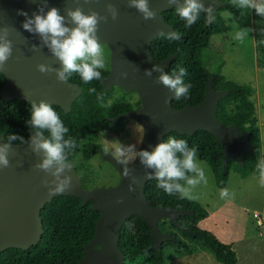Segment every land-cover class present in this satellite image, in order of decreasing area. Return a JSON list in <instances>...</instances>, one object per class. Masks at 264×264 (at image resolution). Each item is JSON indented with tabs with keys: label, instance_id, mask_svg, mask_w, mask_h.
Instances as JSON below:
<instances>
[{
	"label": "water",
	"instance_id": "1",
	"mask_svg": "<svg viewBox=\"0 0 264 264\" xmlns=\"http://www.w3.org/2000/svg\"><path fill=\"white\" fill-rule=\"evenodd\" d=\"M107 3H112L118 9V17L113 21L109 16L107 22H101L98 27L99 42L106 44L110 51V66L101 79L102 88L108 91L117 85L126 92L135 90L140 99V106L110 116L109 120L116 124L122 119L131 118L142 126L143 133L137 151L153 150L171 131L191 135L196 130H206L221 145L222 165L229 160L243 165L245 153L253 148L248 141L249 132L240 130L235 123L225 124L218 119L215 110L217 102L228 94V90L213 87V73L205 84L202 101L186 103L179 108L172 105L174 92L156 82L159 73L154 72L151 77L144 75V71L151 69L154 64L166 70L168 63L176 57V54H171L156 59L150 52L155 37L162 33H176L161 13L175 8V5H169L167 0H149V6L157 11L155 20H144L142 14L129 7L128 0H48V8L56 7L62 15H66V9L77 7L86 14L93 10L105 15ZM204 3L206 7L210 3L213 6L211 17L204 14L205 25L214 20L217 9L228 5L224 0H204ZM38 5L39 0H0V27L11 29L9 39L13 42L12 56L0 68L5 77L0 96L6 101L19 99L29 103L35 101L37 104L44 100L60 106L68 113L73 101L82 92V87L70 79L58 81L54 73L43 74L38 71L37 65L41 63L56 68L61 65L49 49L42 46L39 35L23 29L25 17L17 14L18 10H24L31 16L38 10ZM33 46L37 49L33 50ZM122 73H127V77L123 78ZM33 134L30 131L26 141ZM3 142H7V139L1 134L0 143ZM98 152L118 171L120 180L117 184L86 188L82 186L81 177L74 166L70 173L73 186L63 193L49 195L41 181L51 177L34 168L41 158L32 152L28 144L13 143L9 155L10 166L0 168V251L8 247L28 249L36 244L43 233L40 211L53 196L60 194L77 196L82 199L83 205L90 202V209L100 213L95 222V235L85 244L83 257L78 264H124V252L119 247V231L125 219L132 214L140 216L147 223L156 250L164 241L177 240L172 232L161 230V219H167L175 227L187 230L179 224L178 218L183 214L192 215L193 210L155 206L145 196L144 185L149 179L145 177L139 157L127 165L131 175L139 181L134 186L135 190L129 191L131 181L123 173L125 166L110 151L99 147ZM69 161L74 165L73 160ZM120 200L123 203H117Z\"/></svg>",
	"mask_w": 264,
	"mask_h": 264
},
{
	"label": "trees",
	"instance_id": "2",
	"mask_svg": "<svg viewBox=\"0 0 264 264\" xmlns=\"http://www.w3.org/2000/svg\"><path fill=\"white\" fill-rule=\"evenodd\" d=\"M224 1H227L228 5L217 9L214 12V20L207 25H205L203 13L195 24L186 27V21L179 17L174 7L163 10L161 13L165 21L173 26L178 36L172 39L169 35L160 34L152 40L150 45V52L156 59L176 54V57L168 63L166 71L171 73L179 68L186 70V75L183 77L184 83L190 84L191 88L187 96L180 99H176L175 96L172 98L174 107L179 108L186 103L201 102L205 84L213 73V87L228 90V94L217 102L215 110L218 119L225 124L235 123L240 130L249 132L248 141L253 148L245 153L243 165H238L234 160H229L222 165L221 145L216 137L206 130L199 129L191 135L171 131L164 136L163 142L168 136H172L187 140L189 147L195 146L198 159L208 164L218 188H225L231 171L241 176L251 173L260 175L257 165L260 161H264L260 128L253 100L255 88L251 84L239 83L223 75L221 67L225 63L226 39L224 36L218 42L212 41L213 36L224 35L230 29L221 15L222 10L228 9L235 15H240L244 10L233 5L232 0ZM256 46L258 62L264 67V33L256 40ZM100 71L103 77L108 72V68ZM4 78L0 72V88ZM68 79L78 83L82 87V92L73 101L68 113H65L58 105L52 104V106L69 129L65 138H72L77 143L69 159L74 162L79 157L89 160L98 153L100 144L92 138L86 139L81 144V135L86 132L95 134L107 128L112 124L109 116L138 106L140 99L137 97L130 100L127 94L117 87L118 93L108 102L113 89L104 91L101 79L86 84L78 73H71ZM90 88H95L96 91L90 92ZM98 96L102 97V100L97 99ZM30 118L31 103L19 99L6 101L0 96V135L3 134L7 139L9 135L15 134L26 140L30 131H33L28 126ZM48 135L49 133L45 132V136ZM13 143H21V141L16 140ZM75 168L82 175V185L89 188L88 186L92 183H86L83 173L76 165ZM157 185L156 179H149L144 185L145 196L152 205L193 210L192 215L183 214L178 218L179 224L188 231L175 227L167 219L159 222L160 228L168 223L183 236L202 240L213 250L217 261L223 264L237 262L236 252L231 244L222 241L216 234L198 225L208 216V211L201 202L180 199L178 195L169 196ZM89 206L90 202L83 205L82 199L74 195L53 196L40 211L43 223L40 240L28 249L8 247L0 251V264H78L83 257L85 244L95 235V222L100 215L99 211H94ZM173 234L176 241H164L156 250L147 223L136 214L130 215L119 231V247L124 252V264L134 263L139 258H144L150 264H164V251L167 246H171L176 251L188 250V244L175 233Z\"/></svg>",
	"mask_w": 264,
	"mask_h": 264
},
{
	"label": "clouds",
	"instance_id": "3",
	"mask_svg": "<svg viewBox=\"0 0 264 264\" xmlns=\"http://www.w3.org/2000/svg\"><path fill=\"white\" fill-rule=\"evenodd\" d=\"M167 3L176 6L179 17L186 21V27L195 24L202 13L209 17L213 14L212 4L206 7L204 0H183L182 3L181 0H167ZM232 3L241 10L254 9L258 16L264 17V0H232ZM128 4L142 14L144 20L156 19L157 11L149 6V0H128ZM46 8H48V0H39L38 10L31 16L24 10L17 12L18 15L25 17L22 23L23 29L39 35L42 46L47 47L61 65L56 68L41 63L37 65L38 71L43 74L54 73L56 79L61 82L67 81L71 73H78L86 84L102 79L100 70L106 68L107 61L97 35L98 27L101 22H107L109 16L115 21L118 17V9L112 3H107L105 15L93 10H89L86 14L80 7L66 9V15H62L56 7L45 11ZM250 31L251 29L241 28L236 32L235 38L242 42ZM10 33V28L0 27V68L7 63L13 53ZM169 36L172 39L177 38L174 32ZM36 49L37 47L33 46V50ZM154 72L160 74L156 82L162 83L174 92L176 99L188 95L191 85L184 83L185 69L181 68L179 72L173 70L169 73L158 64H154L151 69L144 71V75L151 77ZM122 77L126 78L127 73H122ZM89 91L96 90L90 88ZM97 99L102 100V97L98 96ZM28 126L34 133L29 140L26 141L22 136L12 134L7 137V142L0 143V168L10 166L9 155L13 142L20 140L22 144H28L32 152L41 158L34 168L51 177L41 181L49 195L70 189L73 186V177L70 173L74 165L69 161V155L75 150L77 143L72 138H65L69 129L64 125L60 115L52 104L44 100H40L38 104L32 101ZM45 132L49 135L45 136ZM118 145L115 155L118 162L125 166L124 175L130 178L129 191H134V186L139 182L131 175L127 166L136 157H139L145 169V177L156 179L157 187L169 196L178 195L180 199L196 200L198 196L195 194V189L202 183L208 182L205 169L198 160L197 148L189 147L185 139L168 136L165 142L157 144L151 151H137L135 145L125 146L119 143ZM257 168L264 182V161H260ZM148 169L152 171H147ZM230 195L234 194L230 193L228 188L220 190L222 199Z\"/></svg>",
	"mask_w": 264,
	"mask_h": 264
},
{
	"label": "rangeland",
	"instance_id": "4",
	"mask_svg": "<svg viewBox=\"0 0 264 264\" xmlns=\"http://www.w3.org/2000/svg\"><path fill=\"white\" fill-rule=\"evenodd\" d=\"M221 15L225 23L230 26L224 35L212 37L213 42L220 41L224 36L226 39L225 63L221 67V71L227 79L251 84L255 88L253 100L260 128L262 152L264 153V67L258 62L256 46V40L264 33V17L258 16L254 9H244L240 15H235L230 10L224 9L221 11ZM241 28L251 29L250 35L248 34L242 42L235 38L236 32ZM102 46L107 61L106 67H108L110 51L106 44L102 43ZM117 87L119 86L114 85L110 88L113 91L110 93L108 102L118 93ZM124 92L130 100L139 98L135 90ZM142 133L143 129L140 124L131 118H125L116 124L112 122L107 128L95 134L90 132L82 134L81 144L86 139L92 138L100 144V148L115 155L118 143L125 146L135 145L137 149ZM199 161L205 169L208 182L199 185L195 189V194L198 196L196 200L206 207L208 216L198 225L210 230L222 241L232 244L234 248L232 249L237 256L235 264H264V182H262L261 176L254 173L241 176L237 172L231 171L225 188H228L234 195L222 199L220 190L223 188H218L215 185L208 164L202 160ZM75 165L83 173L84 181L92 183L88 186L89 188L115 185L120 180L118 171L99 152L89 160L79 157L74 162ZM76 172L80 177L82 176L77 170ZM259 219L262 224L258 223ZM160 221L162 222L163 219ZM161 229L164 232L175 233L188 244V250L180 251L167 246L164 251V264H223L217 261L213 250L202 240L185 237L168 223ZM127 264L150 263L144 258H139L136 262Z\"/></svg>",
	"mask_w": 264,
	"mask_h": 264
},
{
	"label": "flooded vegetation",
	"instance_id": "5",
	"mask_svg": "<svg viewBox=\"0 0 264 264\" xmlns=\"http://www.w3.org/2000/svg\"><path fill=\"white\" fill-rule=\"evenodd\" d=\"M109 66H110V64L108 65V70H109ZM138 106H140V104L138 105ZM138 106H134V107H132V108H136V107H138ZM132 108H130V109H132ZM110 117V116H109Z\"/></svg>",
	"mask_w": 264,
	"mask_h": 264
},
{
	"label": "built area",
	"instance_id": "6",
	"mask_svg": "<svg viewBox=\"0 0 264 264\" xmlns=\"http://www.w3.org/2000/svg\"><path fill=\"white\" fill-rule=\"evenodd\" d=\"M258 223H259V224H262V222H261V220H260V219H259Z\"/></svg>",
	"mask_w": 264,
	"mask_h": 264
},
{
	"label": "crops",
	"instance_id": "7",
	"mask_svg": "<svg viewBox=\"0 0 264 264\" xmlns=\"http://www.w3.org/2000/svg\"><path fill=\"white\" fill-rule=\"evenodd\" d=\"M231 247L233 248L232 244H231ZM234 249V248H233Z\"/></svg>",
	"mask_w": 264,
	"mask_h": 264
}]
</instances>
